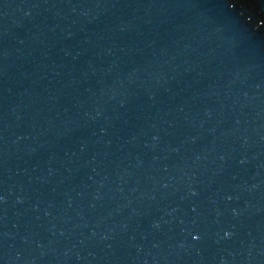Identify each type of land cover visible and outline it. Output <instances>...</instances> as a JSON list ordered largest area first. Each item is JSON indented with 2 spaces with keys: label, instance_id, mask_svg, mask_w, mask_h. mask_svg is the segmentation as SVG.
I'll list each match as a JSON object with an SVG mask.
<instances>
[{
  "label": "water",
  "instance_id": "1",
  "mask_svg": "<svg viewBox=\"0 0 264 264\" xmlns=\"http://www.w3.org/2000/svg\"><path fill=\"white\" fill-rule=\"evenodd\" d=\"M0 264H264V0H0Z\"/></svg>",
  "mask_w": 264,
  "mask_h": 264
}]
</instances>
